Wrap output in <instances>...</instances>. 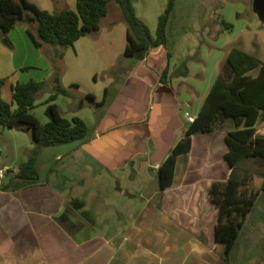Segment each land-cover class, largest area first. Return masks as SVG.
Returning <instances> with one entry per match:
<instances>
[{
  "label": "crops",
  "instance_id": "crops-1",
  "mask_svg": "<svg viewBox=\"0 0 264 264\" xmlns=\"http://www.w3.org/2000/svg\"><path fill=\"white\" fill-rule=\"evenodd\" d=\"M14 28L12 36L38 55L26 26ZM87 44L92 47L93 39ZM157 49L111 72L102 97L92 95L100 103L106 90L104 103L84 104L91 122L80 115L81 107L72 104L67 117L58 107L62 117L82 119L88 135L44 149L35 165L36 182L20 186L16 177L33 138L21 162L16 156L10 163L1 161L0 168L9 170L0 182V264H264V207L257 206L261 194L241 229L255 215V232L247 230L240 238V231L227 261L215 239L217 208L208 189L223 180L222 171L213 157L208 159L207 145L197 140L195 148L196 139L209 133L192 136L190 151L177 157L172 185L159 190L158 169L183 137L188 126L184 113L192 102L183 105L167 85L166 54ZM38 62L44 63L45 76L20 72L10 91L16 83L51 75L47 61L40 56ZM27 66L34 67L21 63L18 69ZM2 78L9 81L7 75ZM199 109L189 114L196 116ZM22 130L26 135L31 131ZM2 149L0 145V153Z\"/></svg>",
  "mask_w": 264,
  "mask_h": 264
},
{
  "label": "rangeland",
  "instance_id": "rangeland-1",
  "mask_svg": "<svg viewBox=\"0 0 264 264\" xmlns=\"http://www.w3.org/2000/svg\"><path fill=\"white\" fill-rule=\"evenodd\" d=\"M39 9L52 14L63 9H76V0H28ZM169 0H133L137 17L148 27L152 36L159 16L164 12ZM253 0H175L173 11L170 14L166 27V44L158 47L157 54L165 52L167 69L165 79L167 85L175 95L186 104L192 102L187 109L194 114L202 105L211 85L221 72L228 53L237 48L254 55L264 62V17H260L252 9ZM118 5L111 2L108 14L100 25V31L74 43L72 47H57L44 45L36 49L33 56L23 48L22 42L15 34V28L9 35L0 30V75L9 77V81L2 88V98L11 101L10 84L15 75L20 73L24 77L35 75L45 76V65L38 62L40 56L51 66L56 67L60 74L61 84L72 93V97L59 96L57 104L65 117L72 104L81 107L80 115L91 122V111L85 107L89 101L88 95L98 99L102 97L103 89L108 85L111 72L121 66L134 62L135 59L124 56L126 45V24L121 18ZM227 24L230 27L226 28ZM26 23L18 24V26ZM36 26V25H34ZM88 39H93V46L89 47ZM33 46V45H32ZM15 54L12 59L11 55ZM62 54V57L56 55ZM43 62V60H41ZM33 64L34 67H24L19 70L20 64ZM17 70L15 73L13 71ZM14 73V75H12ZM96 78L93 79V74ZM252 72L251 75H254ZM51 75L39 82H46L47 87L40 91L35 100L36 108L32 113L42 122L49 121L46 115L45 100L52 92ZM35 81V80H33ZM88 98V99H87ZM263 113V112H262ZM90 114V115H89ZM242 123L236 124L231 119L218 118L215 127L209 134L198 137L197 143L203 142L208 146V159L214 158L217 168L224 169L223 154L226 150L223 138L226 132L233 130ZM257 133L264 135V115L256 123ZM28 128V127H27ZM23 126L3 128L0 126V145L4 149L0 153V163L12 162L16 156L21 162L25 156V148L32 143V134H24ZM202 151L203 145H202ZM186 157L183 159L186 163ZM222 163V164H221ZM226 171L220 175L225 177ZM234 178L247 183V190L259 191L258 207H264V161L247 157L238 162L233 169ZM255 215L248 219L246 227L240 233V238L246 235L247 230H254ZM240 240V239H239Z\"/></svg>",
  "mask_w": 264,
  "mask_h": 264
},
{
  "label": "trees",
  "instance_id": "trees-1",
  "mask_svg": "<svg viewBox=\"0 0 264 264\" xmlns=\"http://www.w3.org/2000/svg\"><path fill=\"white\" fill-rule=\"evenodd\" d=\"M111 2L118 5L126 24L123 53L126 58L144 60L152 49L166 44V27L175 0L167 2L158 18L154 36L137 17L133 0H76L75 10L63 9L54 14L39 9L28 0H0V30L7 35L16 25L26 23V32L36 48L42 49L44 45L71 47L80 38L99 31L100 22L107 15ZM32 25L36 26L33 28ZM224 26L230 27L227 24ZM56 56L61 58L62 54ZM166 72L167 69L163 72L164 78ZM252 72L255 74L251 75ZM49 81L52 92L44 102L49 121L42 123L32 110L36 108L37 94L47 87V83L32 80L16 83L11 87V101L8 102L2 98L6 79H0V126L10 129L18 125L29 127L34 141L27 160L18 167L16 177L20 186L38 180L35 165L44 149L84 140L88 135V127L82 119L73 117L69 120L59 112L56 99L59 96L72 97V93L62 86L55 66ZM104 93L106 96V90ZM105 96L100 103H95L92 95H88V98L92 105L100 106ZM261 115H264V62L233 48L194 122L188 124L183 137L175 144L157 173L159 190L164 191L172 185L177 157L190 151L193 135L212 132L218 118L242 123L226 132L223 138L226 151L223 154L225 167L221 171H226L227 176L214 181L208 189L209 198L217 208L215 239L223 246L226 261L260 193L248 191L245 188L247 183L234 178L232 172L244 158L264 161V135L258 134L255 127Z\"/></svg>",
  "mask_w": 264,
  "mask_h": 264
},
{
  "label": "water",
  "instance_id": "water-1",
  "mask_svg": "<svg viewBox=\"0 0 264 264\" xmlns=\"http://www.w3.org/2000/svg\"><path fill=\"white\" fill-rule=\"evenodd\" d=\"M252 9L260 17H264V0H253ZM27 130L29 131L30 128L28 127Z\"/></svg>",
  "mask_w": 264,
  "mask_h": 264
},
{
  "label": "built area",
  "instance_id": "built-area-1",
  "mask_svg": "<svg viewBox=\"0 0 264 264\" xmlns=\"http://www.w3.org/2000/svg\"><path fill=\"white\" fill-rule=\"evenodd\" d=\"M184 117L186 119L187 124H191L194 122L195 120V116H191L189 113L185 112L184 113ZM9 170L8 167H3L0 168V182L4 179L5 174L7 173V171Z\"/></svg>",
  "mask_w": 264,
  "mask_h": 264
}]
</instances>
